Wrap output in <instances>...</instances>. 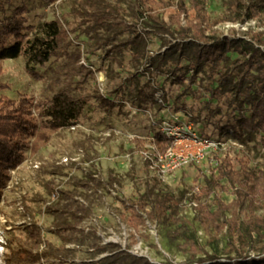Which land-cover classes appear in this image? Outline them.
Returning <instances> with one entry per match:
<instances>
[{
  "label": "rangeland",
  "instance_id": "374dc122",
  "mask_svg": "<svg viewBox=\"0 0 264 264\" xmlns=\"http://www.w3.org/2000/svg\"><path fill=\"white\" fill-rule=\"evenodd\" d=\"M168 1L170 4L160 9L158 14L177 38V0ZM201 1L216 36L244 38L260 46L252 40V33H262L264 41V7L260 16L238 22L232 20L233 16L227 9L228 0ZM2 3L4 10H0V29L11 19L15 9L23 5L29 9L23 16L27 19L26 25L33 29L29 30L26 42L33 40L39 24L54 20H59L70 34L65 41V51L53 56L43 68L34 65L43 76L42 80H36L28 73L25 55L4 60L0 83L8 87L0 90V97L15 101L24 97L34 104L46 102L63 87L53 81L59 76L65 79L67 73L72 72L74 95H90L92 99L72 126L59 130L37 154L27 150L23 162L10 171V179L0 196V241L7 242L14 249L26 247L47 251L49 256L41 264H101L104 259L122 251L147 257L159 264L196 263L197 259H191L180 250L178 238L162 234L160 225L147 221V229L140 228L137 232L123 220L124 216L130 215L125 203L156 187V191L171 190L177 198L182 197L180 216L187 218L199 244L209 254H217L224 260L229 255L226 228L221 232L206 233L196 220L201 210L198 208L191 212L186 203L188 193L197 187L202 189L206 184L200 175V168L187 165L176 172L175 179L163 180L151 164V158H154L151 141L159 133V124L163 119L187 125L189 117L184 114L185 111L193 114V127L203 136L234 135L232 130L222 128L235 122L238 111L229 108L224 100H213L208 105L209 92L199 83L193 85V94L186 92L193 73L188 60H183L179 67H166L163 79L154 70L145 71L146 60L167 48L161 45V35L154 38L148 36L150 43L147 59L144 60L135 61L130 50L118 54L108 53L106 48L94 50L95 45L102 42L110 31L105 27L89 28L93 22L82 15L83 11L90 9L88 0H54L49 3L42 0H2ZM185 4L190 15V0H185ZM122 7L124 20L136 23L142 30L144 23L132 15L133 3L129 1ZM187 21L188 17L182 15L183 26ZM163 36L172 39L171 34ZM127 37L128 33L122 36ZM10 41L14 42V39L10 38ZM260 47L264 49V45ZM79 51L81 59L77 63L75 54ZM231 57L236 59L240 56L231 54ZM82 61L91 73L87 83L78 85L81 76L77 72ZM207 73L208 67H205L204 72L199 74L203 85L208 84ZM176 77H182L183 82ZM155 81L161 87L166 105L155 99ZM104 95L114 100L113 108L100 103V97ZM244 138L243 147L228 151L222 156L223 162L228 161L236 171L243 166L249 170H264L261 137ZM136 140L145 141L144 146L139 147ZM221 185L222 188L215 190L210 197L196 199L198 204L213 210L217 208L216 198L226 205L231 204L236 198V187L227 179L221 180ZM250 199L251 196L241 208L244 217L249 213ZM79 209L89 213L82 221L73 216ZM263 211L260 208L256 213L262 215ZM178 226L180 224L172 227ZM95 243L103 246L114 243L120 248L100 251ZM248 252L251 257L259 254L252 249ZM8 253L6 247L0 248L1 263ZM231 255L234 257L235 253ZM199 257L205 258V255Z\"/></svg>",
  "mask_w": 264,
  "mask_h": 264
},
{
  "label": "trees",
  "instance_id": "16d2710c",
  "mask_svg": "<svg viewBox=\"0 0 264 264\" xmlns=\"http://www.w3.org/2000/svg\"><path fill=\"white\" fill-rule=\"evenodd\" d=\"M42 1L49 3L54 0ZM129 1L134 5L133 17L144 23L142 30L136 23L125 21L121 14L122 5ZM88 2L90 9L83 11L82 15L87 21L93 22L89 28L96 30L105 27L110 31L102 42L95 45L94 50L106 48V52L112 54L130 50L135 61L144 60L148 55L147 47L150 43L148 36L154 38L161 35V45L167 48L163 53L149 57L150 68L157 73H164L166 67H179L183 60H188L193 73L189 78L186 92L193 94V85L196 83L204 86L209 92L208 105L213 100H224L229 108L238 111L235 122L222 129L232 130L242 144L245 142V136L251 139L260 136L264 146V49L260 47L264 45L262 33H252V40L260 46L244 38L216 36L212 31L213 24L208 23L201 0H190L192 9L190 15L185 0H177L179 24L177 38L161 21L158 14L160 9L170 4L168 0H88ZM263 7L264 0L227 1V9L233 16L232 20L238 22H246L260 16ZM0 10H4L2 0H0ZM27 12L29 9L25 5L18 7L11 19L7 20L0 29V74L3 73L4 60L17 59L25 55L28 59L26 66L28 73L34 79L42 80L43 76L34 65L43 68L53 56L65 51V41L70 31L63 27L59 20L44 22L35 28L37 32L33 40L26 42L29 30L33 29L26 25L27 19L23 14ZM182 15L188 17L185 26L181 22ZM114 18L115 20H112ZM126 33L129 37L122 38ZM165 34H171L172 39H166L163 36ZM10 38H13L14 42H11ZM176 39L179 41L175 42ZM26 43L28 46H25ZM231 54H238L240 57L232 59ZM75 58L76 62L80 63V51L75 54ZM205 67H208L207 85H203V78L199 77ZM77 73L81 76L78 81V85H81L87 83L91 70L80 64ZM73 77L72 72H68L65 79L61 76L57 77L53 83L63 87L46 102L34 104L24 97L18 101L0 97V196L10 179V171L23 162L26 151L37 154L51 141L54 134L72 126L88 106L92 97L74 95ZM176 79L183 82L182 77ZM7 87V84L0 83V90ZM100 103L108 108L115 106L111 97L101 96ZM136 142L139 147L145 144L143 140ZM151 143L155 146L154 155H156L164 153L171 141L157 133ZM223 179L229 180L236 187V198L229 205L216 198L215 210L203 207L199 203L198 208L201 213L196 220L206 233L221 232L226 228L229 255L224 260L217 254H209L204 246L199 244L196 232L194 233L190 228L187 218L180 216L182 197L177 198L171 190L156 191L155 187L150 192L139 195L137 199L125 203V209L130 215L124 216L123 220L129 228L137 232L140 228L147 229V221L160 225L162 234L174 239L178 238L177 245L180 250L188 254L191 259H197L193 264L207 262L264 264V211L262 215L256 213L260 208L264 210V170H249L243 166L236 171L228 161L224 160L218 175L212 173L209 178H205L206 184L201 192L195 195V199L199 200L202 196L210 197L215 190L222 188ZM249 196H251L248 202L249 213L244 217L241 208L243 209L245 200ZM73 216L78 221H82L89 216V213L85 209H79L73 213ZM178 224L180 226L177 228L172 227ZM132 236L135 238L134 234ZM2 247H6L9 253L0 264H41V261L49 256L47 251H34L26 247L14 249L7 242L0 241V248ZM95 247L104 251L108 248H120V245L109 243L108 246H103L95 243ZM249 249L259 254L251 257ZM232 253H235L234 257ZM58 255H55L56 258H59ZM200 255H205V258H197ZM101 264L159 263H154L147 257H138L122 251L104 259Z\"/></svg>",
  "mask_w": 264,
  "mask_h": 264
},
{
  "label": "built area",
  "instance_id": "2783aa9c",
  "mask_svg": "<svg viewBox=\"0 0 264 264\" xmlns=\"http://www.w3.org/2000/svg\"><path fill=\"white\" fill-rule=\"evenodd\" d=\"M150 66L151 61L146 60L143 69L145 71L153 70ZM163 74L164 73H157V76L160 78L162 76L163 79ZM154 84L157 88L155 99L165 104L159 83L155 81ZM104 96L108 97L106 95ZM184 114L189 117V122L185 126L177 121L171 122L167 119H163L159 124V133L164 138L170 139L171 144L164 153L154 155V158H151V164L161 175L163 180L170 178L172 180L175 179L177 176L176 172L187 165L199 167L201 172L200 175L204 179L209 178L212 173L215 174L219 171L220 165L223 162L222 156L232 149L243 147V144L234 135L227 137H212L199 134L193 127V114L190 111H185ZM151 148L155 151L154 145ZM200 192L201 187H197L191 193H188V196L186 195V203L191 212L198 209L199 204L193 196Z\"/></svg>",
  "mask_w": 264,
  "mask_h": 264
}]
</instances>
